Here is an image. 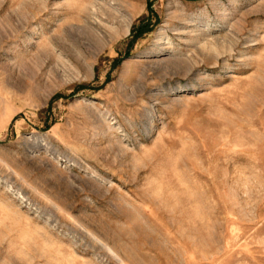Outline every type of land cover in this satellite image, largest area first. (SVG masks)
Masks as SVG:
<instances>
[{
  "label": "rangeland",
  "instance_id": "1",
  "mask_svg": "<svg viewBox=\"0 0 264 264\" xmlns=\"http://www.w3.org/2000/svg\"><path fill=\"white\" fill-rule=\"evenodd\" d=\"M0 264H264V0H0Z\"/></svg>",
  "mask_w": 264,
  "mask_h": 264
},
{
  "label": "trees",
  "instance_id": "2",
  "mask_svg": "<svg viewBox=\"0 0 264 264\" xmlns=\"http://www.w3.org/2000/svg\"><path fill=\"white\" fill-rule=\"evenodd\" d=\"M150 6H151L150 3H148L147 7L150 10V15L155 16L153 11H151ZM151 27H152L151 17L139 20L138 23L132 26L130 30L131 41L133 42L136 38L140 37L143 33L150 31ZM118 63H119V59L113 60V65H117Z\"/></svg>",
  "mask_w": 264,
  "mask_h": 264
}]
</instances>
